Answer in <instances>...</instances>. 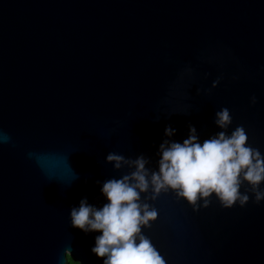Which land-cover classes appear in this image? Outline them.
Wrapping results in <instances>:
<instances>
[{"label": "water", "instance_id": "water-1", "mask_svg": "<svg viewBox=\"0 0 264 264\" xmlns=\"http://www.w3.org/2000/svg\"><path fill=\"white\" fill-rule=\"evenodd\" d=\"M225 107L264 153V0H0V264H103L70 210L107 202V155L156 168L166 127L203 142ZM154 207L166 264H264L254 196Z\"/></svg>", "mask_w": 264, "mask_h": 264}, {"label": "clouds", "instance_id": "clouds-1", "mask_svg": "<svg viewBox=\"0 0 264 264\" xmlns=\"http://www.w3.org/2000/svg\"><path fill=\"white\" fill-rule=\"evenodd\" d=\"M219 83L218 78L212 87ZM214 122L220 131L203 142L193 125L182 143L172 140L175 129L166 127L168 139L159 146L156 168L144 155H107V163L122 173L103 182L101 193L107 202L97 207L84 197L70 210L72 227L85 234L100 233L92 252L103 264H166L143 232L158 219L154 202L162 194H174L194 211L208 207L213 198L227 209L246 206L251 196L256 204L264 202V153L250 144L243 125L229 134L233 118L228 108L217 111Z\"/></svg>", "mask_w": 264, "mask_h": 264}, {"label": "trees", "instance_id": "trees-1", "mask_svg": "<svg viewBox=\"0 0 264 264\" xmlns=\"http://www.w3.org/2000/svg\"><path fill=\"white\" fill-rule=\"evenodd\" d=\"M67 264H80V263L75 261L72 257L68 256V263Z\"/></svg>", "mask_w": 264, "mask_h": 264}]
</instances>
